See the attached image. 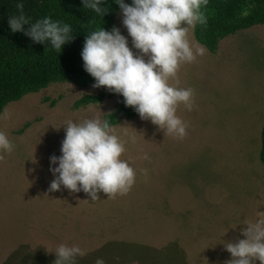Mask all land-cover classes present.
Returning <instances> with one entry per match:
<instances>
[{
  "label": "rangeland",
  "instance_id": "1",
  "mask_svg": "<svg viewBox=\"0 0 264 264\" xmlns=\"http://www.w3.org/2000/svg\"><path fill=\"white\" fill-rule=\"evenodd\" d=\"M115 27L127 36L120 11ZM193 31L189 41L198 42ZM204 49L178 68V83L169 80L194 92L191 111L177 107L187 125L182 139L138 115L113 126L125 141L136 137L121 156L135 172L125 195L107 198L101 192L93 202L63 186L48 191L49 157L60 155L63 124L94 115L104 119L117 109L119 94L93 88L94 82L52 83L6 106L0 131L14 147L0 150V264H52L60 243L84 250L76 264H94L97 257L106 264L231 259L223 242L243 238L245 220L264 217V25L223 39L214 54ZM100 94V103L75 106L86 95Z\"/></svg>",
  "mask_w": 264,
  "mask_h": 264
},
{
  "label": "clouds",
  "instance_id": "2",
  "mask_svg": "<svg viewBox=\"0 0 264 264\" xmlns=\"http://www.w3.org/2000/svg\"><path fill=\"white\" fill-rule=\"evenodd\" d=\"M119 6L121 24L127 31L123 35L119 28L102 27L85 36L80 57L86 73L94 78L93 88L104 86L112 93L123 97L125 107L131 106L141 120H148L163 130L164 135L176 138L186 135V123L176 115L178 105L191 111L194 92L191 87H175L178 68L193 62L203 55L205 49L196 41H189V30L196 24L206 26L202 9L208 0H114ZM85 9L102 17L108 7L105 0H81ZM16 12L7 20L11 32H23L36 43L48 42L49 47L61 51L62 46L74 36L71 26L48 16L35 19L24 12V0H15ZM24 25H29L27 28ZM128 37L131 38L129 47ZM135 50V51H133ZM178 83V81H176ZM2 118H7L3 113ZM64 138L60 144V155L49 157V171L53 179L48 191L60 190L69 194L83 192L87 200L95 202L98 193L107 198L125 195L134 183L135 172L128 160L121 159L125 143H135L136 137L127 141L114 133L108 119L94 115L91 118L64 124ZM14 145L0 131V150L9 153ZM144 154L141 159H147ZM141 174L145 170L140 169ZM240 229L243 238L224 241V249L231 259L225 264H264V217L255 222L245 220ZM52 264H76L77 257L85 255L76 244H58L52 251ZM94 264H106L97 257Z\"/></svg>",
  "mask_w": 264,
  "mask_h": 264
},
{
  "label": "trees",
  "instance_id": "3",
  "mask_svg": "<svg viewBox=\"0 0 264 264\" xmlns=\"http://www.w3.org/2000/svg\"><path fill=\"white\" fill-rule=\"evenodd\" d=\"M124 2L130 4L131 0ZM14 4L15 0H0V115L10 103L20 100L26 94L37 93L52 83L90 86L94 78L84 71L80 57L85 36L99 27L110 30L115 26L120 11L114 0H105V4L101 5L108 7L102 17L85 9L81 0H24V12L33 21L48 16L71 26L70 34L74 38L65 43L59 52L51 49L47 41L43 44L34 43L23 32L10 31L7 20L10 14L16 12ZM202 11L207 23L206 26L195 25L194 37L213 54L223 39L264 25V0H208ZM28 26L24 25L25 28ZM103 99L104 94L86 95L75 106L97 104ZM137 115L131 106L125 107L121 96L117 109L104 119L115 126L122 118H134ZM260 161L264 166V125L261 131ZM60 233L63 234L62 231Z\"/></svg>",
  "mask_w": 264,
  "mask_h": 264
}]
</instances>
